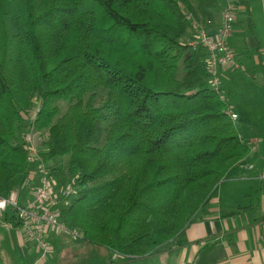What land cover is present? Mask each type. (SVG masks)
<instances>
[{"label":"trees","instance_id":"obj_1","mask_svg":"<svg viewBox=\"0 0 264 264\" xmlns=\"http://www.w3.org/2000/svg\"><path fill=\"white\" fill-rule=\"evenodd\" d=\"M223 6L0 0V189L16 179L27 188L22 113L37 98L40 156L56 162L47 168L56 188L72 191L60 220L82 235L60 234L54 251L81 240L109 248L111 264H120L183 246L186 228L250 153L229 103L209 86L207 50L190 44L194 23L218 25ZM5 219L21 224L9 212ZM3 251V264H15L18 256ZM199 255L220 260L225 252L204 247Z\"/></svg>","mask_w":264,"mask_h":264},{"label":"crops","instance_id":"obj_2","mask_svg":"<svg viewBox=\"0 0 264 264\" xmlns=\"http://www.w3.org/2000/svg\"><path fill=\"white\" fill-rule=\"evenodd\" d=\"M234 32L228 38L230 48L233 47V44L241 43L240 37ZM256 40L255 43L249 40L252 42L250 47L262 52L261 46H258V39L256 38ZM236 51L240 55L242 49L237 47ZM240 58L237 56V60ZM260 59V65H264V60ZM232 70V68L220 70L222 87L226 90L235 86V80L239 79V75L236 74L238 72ZM230 110L237 113L231 107ZM255 145L261 147L259 144ZM251 152L252 148L247 157ZM247 157L229 171L203 213L198 214L196 220L186 228L184 239L187 240V244L177 247L163 246L150 256L120 264H264V163H251L252 168L258 165L262 166L260 174L257 177H251L249 170L243 171L241 167ZM254 191L257 193V201L254 202L253 199L250 202L247 201ZM10 230L20 233L17 229L0 226V247L6 251H3L4 255L9 258L15 255L18 256V259H23L24 256L35 258L37 254L35 245L32 242H27V238L15 241L11 236L8 238L6 235H2V231ZM60 234L63 235V233ZM60 234L48 233L52 238V241L49 239L52 245H56L55 240ZM70 237L72 236L70 235ZM70 237L67 236V238ZM75 241L74 246H77L80 242L79 240ZM219 246L225 252V256L220 260L203 258L199 255L204 247ZM206 253L208 254L209 251ZM115 259L116 255L114 254L107 264H111Z\"/></svg>","mask_w":264,"mask_h":264},{"label":"rangeland","instance_id":"obj_3","mask_svg":"<svg viewBox=\"0 0 264 264\" xmlns=\"http://www.w3.org/2000/svg\"><path fill=\"white\" fill-rule=\"evenodd\" d=\"M231 1V0H230ZM249 2V7L238 6L235 7V21L233 31L241 39V43L233 44L231 50L234 52L239 69H234L239 75V79L235 80V86L226 90L222 87L221 72H219L220 79V90L224 94L226 101L229 106L237 111V118L234 120L239 135L243 141L246 142L250 148H252L251 154L246 158L242 164V170L248 171L251 177H257L260 174L262 168L258 165L252 168V164L258 162L259 164L264 163V69L261 67V59L264 60V0H246ZM222 4H226L227 0H221ZM260 42L261 51L251 48L252 42H257L256 38ZM251 40L252 42H249ZM251 43V44H250ZM240 47L242 51L239 53L236 48ZM256 48V47H254ZM243 52V53H242ZM232 70V71H233ZM209 86L213 88L212 84ZM62 112L66 109V104L61 103ZM25 129V123L24 128ZM21 133V139L22 134ZM46 139V134L36 129L35 141L38 143L39 150L43 149V142ZM255 144L261 145L257 147ZM252 163V164H251ZM56 164L55 161L46 162V167H51ZM256 179V178H255ZM20 180L16 179L12 182L6 183L0 189L1 193L7 192L11 188L19 186ZM37 182L35 180L30 181L27 188L22 189V196L25 199L28 193H31ZM56 188V186H55ZM63 189H55L56 195L59 196V201H62L64 197L62 194ZM26 194V195H25ZM257 193L254 191L252 196L247 199L257 201ZM61 209L62 204H60ZM2 235L6 237H12L15 241L26 240L24 234L17 233L14 230L2 231ZM25 237H23V236ZM48 239H52L49 235L46 236ZM75 239V238H73ZM29 240L27 239V242ZM52 241V240H51ZM30 242V241H29ZM33 244V243H32ZM56 252V253H55ZM110 249L107 247L94 245L89 242L80 243L77 246L69 245L64 246L61 250H55L54 253L42 264H107L112 257ZM51 262L49 263V261ZM4 259L0 257V263L3 264ZM35 258L29 256L19 258L15 264H30L34 263Z\"/></svg>","mask_w":264,"mask_h":264},{"label":"built area","instance_id":"obj_4","mask_svg":"<svg viewBox=\"0 0 264 264\" xmlns=\"http://www.w3.org/2000/svg\"><path fill=\"white\" fill-rule=\"evenodd\" d=\"M235 7L232 1H227L219 13L218 25L211 28L194 23L198 28V32L196 40L190 42L193 47L201 44L207 50L209 54V83L212 84V89L224 101H226V98L219 88V72L222 68H239L235 54L228 46V38L231 36L234 27ZM40 110L41 101L36 98L33 107L22 113L25 123L22 142L28 151V162L32 164L26 182L28 184L30 181L35 180L37 184L25 199L22 197L21 186L11 188L7 195L0 194V226L13 229V223L6 221L5 218L7 212L12 216L15 215L17 220L21 222L17 230L35 245L38 257L33 264H42L54 253V247L46 237L49 232L55 234L66 233L73 238L82 237L78 231L68 229L60 220L58 206L62 204V201H59V196L55 193V180L49 174L40 156L38 143L35 141V121ZM227 114L232 120L237 118V114L231 112V110ZM34 165H37V167H34ZM71 192L68 189L62 190L63 196H69Z\"/></svg>","mask_w":264,"mask_h":264}]
</instances>
